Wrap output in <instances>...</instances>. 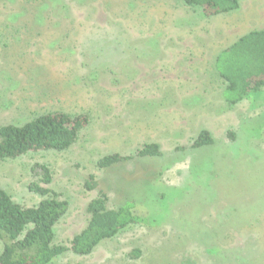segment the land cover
I'll list each match as a JSON object with an SVG mask.
<instances>
[{"label":"rangeland","instance_id":"1","mask_svg":"<svg viewBox=\"0 0 264 264\" xmlns=\"http://www.w3.org/2000/svg\"><path fill=\"white\" fill-rule=\"evenodd\" d=\"M257 30L264 0L209 19L182 0H0V127L54 112L91 120L64 152L0 163V188L33 208L43 198L30 185L46 187L48 168L51 196L69 205L56 228L65 247L101 191L111 207L134 199L146 219L90 256L53 264H264V88L228 106L215 68ZM204 130L215 144L191 149ZM150 144L161 158L98 167Z\"/></svg>","mask_w":264,"mask_h":264},{"label":"trees","instance_id":"2","mask_svg":"<svg viewBox=\"0 0 264 264\" xmlns=\"http://www.w3.org/2000/svg\"><path fill=\"white\" fill-rule=\"evenodd\" d=\"M182 1L188 6L202 9L209 19L238 10L241 0ZM54 4L50 8L55 7ZM215 68L226 83L223 100L228 106H237L261 92L264 88V30L251 31L223 49L215 60ZM90 122L87 114L54 112L41 114L23 125H3L0 127V163L32 153L64 152L76 144ZM229 136L231 140L236 138L234 133ZM214 144L212 134L204 130L191 149ZM162 156L161 147L150 144L140 149L135 157L119 154L107 156L98 163V167L107 170L121 163ZM41 169L46 187L30 185V190L43 198L33 208L15 203L0 188V242L3 244L0 264H53L67 252L79 257L90 256L102 244L115 239L129 227L145 223V217L137 213L134 199L111 207L109 195L101 191L87 204L86 225L74 236L70 247L57 245L56 228L68 213L69 205L56 195L51 196L52 192L47 187L53 182L51 171L46 167ZM85 186L89 191L97 190L98 183L93 175ZM130 257L139 259L141 251H134Z\"/></svg>","mask_w":264,"mask_h":264}]
</instances>
